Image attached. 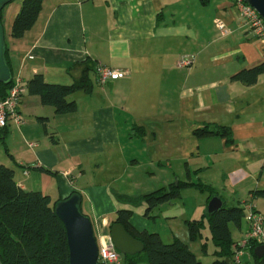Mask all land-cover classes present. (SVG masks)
Returning a JSON list of instances; mask_svg holds the SVG:
<instances>
[{"label":"crops","instance_id":"obj_1","mask_svg":"<svg viewBox=\"0 0 264 264\" xmlns=\"http://www.w3.org/2000/svg\"><path fill=\"white\" fill-rule=\"evenodd\" d=\"M21 2L2 9L13 79L26 83L40 73L46 82L70 84L87 57L127 75L100 84L91 71V91L69 94L75 109L60 114L38 95L23 94V123L8 121L5 146L0 142V162L13 168L20 187L48 194L52 202L77 192L97 239L109 235L119 208H131L136 230L158 232L166 243L178 237L191 249L199 238L189 239L186 221L204 215L207 190L184 188L148 215L144 201L117 199L176 180L210 185L227 205L251 200L264 214V197L252 196L264 189V73L250 85L232 78L263 62L264 46L232 0H43L35 23L13 38ZM182 55H192L188 67L178 65ZM205 123L228 126L232 141L195 135ZM187 192L195 198L190 208ZM229 228L236 251L247 224ZM241 256L253 264L250 247ZM137 258L136 264H147L145 254ZM120 264H127L123 257Z\"/></svg>","mask_w":264,"mask_h":264},{"label":"trees","instance_id":"obj_2","mask_svg":"<svg viewBox=\"0 0 264 264\" xmlns=\"http://www.w3.org/2000/svg\"><path fill=\"white\" fill-rule=\"evenodd\" d=\"M42 1L22 0L20 9L12 22L11 37L23 36L24 32L35 23L41 10ZM4 57L10 66L6 43ZM96 64L95 58L87 57L80 63L79 76L74 77L70 84L46 82L42 74H34L26 82V91L31 95H38L43 105L53 106L56 114L73 111L75 102L68 99V96L77 90L91 91L92 81L89 73L95 71ZM262 73H264V61L238 71L232 78L250 85L254 84ZM12 82L11 79L9 83H0V98L7 94ZM5 134L6 126L0 128V142L4 146ZM194 134L197 136H222L227 142L232 141L231 129L217 123H205L201 128H196ZM39 169L51 172L50 169L44 167H39ZM191 186H195L201 191L207 190L209 198L217 194L210 185L201 182L191 183L189 180H176L167 187L158 188L135 198L118 195L117 199L131 203L144 201L146 203L145 215H148L154 207L179 198L181 191ZM252 196L254 198L264 197V189L253 190ZM57 201L52 202L48 194L20 187L14 179L13 168L0 162V264H69L65 228L54 211ZM223 204L222 209L212 214L205 212L199 219L186 221L189 239L192 241L202 238V230L208 226L209 239L212 240L214 248H216L212 252L216 258L210 264H229L225 258L232 259L234 252V241L229 224L233 223L239 226L243 220L242 205H227L225 201ZM131 214V208H119L110 226L114 222H119L132 236L144 243L142 252L145 254L147 264L201 263L188 244L180 238L175 237L172 242L166 243L158 232L136 230L129 221ZM256 245L258 244L252 242L249 246L253 264H264V255L256 257L253 254ZM236 246L238 248L239 244ZM201 248L206 252V242L202 243ZM139 254H122V257L127 264H136ZM232 264H234L233 261Z\"/></svg>","mask_w":264,"mask_h":264},{"label":"water","instance_id":"obj_3","mask_svg":"<svg viewBox=\"0 0 264 264\" xmlns=\"http://www.w3.org/2000/svg\"><path fill=\"white\" fill-rule=\"evenodd\" d=\"M11 0H0V83H9L12 71L4 57L5 34L1 21V9ZM252 5L264 19V0H244ZM81 197L73 192L55 203L54 211L64 225L68 246L69 264H98V244L90 217L80 208ZM224 200L218 194L212 195L206 204V212L212 214L222 209ZM109 237L115 248L123 255H135L144 251V243L132 236L119 222L109 227ZM256 257L264 255V244L253 249ZM225 260L232 264L230 257Z\"/></svg>","mask_w":264,"mask_h":264},{"label":"built area","instance_id":"obj_4","mask_svg":"<svg viewBox=\"0 0 264 264\" xmlns=\"http://www.w3.org/2000/svg\"><path fill=\"white\" fill-rule=\"evenodd\" d=\"M233 6L239 11L243 25L256 39L264 46V19L258 11L244 0H232ZM215 26L222 33L227 31L225 23L219 17L214 19ZM192 62V55H182L178 60V65L188 67ZM95 74L98 83L105 84L110 80L127 75L126 70L111 68L105 65L96 64ZM12 85L7 94L0 98V128L7 125L8 121L17 124L23 123V117L19 107L26 93V83L19 78L13 79ZM243 220L247 224L239 247L233 252L232 261L234 264L241 263L243 249L249 247L252 242L264 244V214L256 209L251 200L242 204ZM98 264H120L122 254L115 248L109 235L98 237Z\"/></svg>","mask_w":264,"mask_h":264},{"label":"rangeland","instance_id":"obj_5","mask_svg":"<svg viewBox=\"0 0 264 264\" xmlns=\"http://www.w3.org/2000/svg\"><path fill=\"white\" fill-rule=\"evenodd\" d=\"M189 191H195L194 189L189 190ZM193 192H187V199H185V201L187 202V206L190 208V206L193 205V203L195 202V198H194V194H192ZM197 193V191H196ZM186 195V194H185ZM229 204V203H228ZM261 210L264 211V205H261ZM232 225V223H231ZM208 233V230H202V238H199L197 240L196 243H191V249L197 254V256L199 257L198 259L201 261V264H210L213 261V256L211 255L213 249L215 250L216 248H214L213 242L212 240L209 239L210 242H208V240L205 238V235ZM239 231L237 230V228H233V236L235 239L239 238ZM108 235V234H107ZM100 237V236H98ZM203 242H208V247L205 249L206 252H204L203 250H201L200 248V243ZM210 254V255H209ZM245 254H247V252H245ZM142 255H144V252H142ZM243 259L244 257L241 256V263L240 264H246L245 262L243 263ZM250 263L252 264V262L250 261ZM137 264H141L140 262H138Z\"/></svg>","mask_w":264,"mask_h":264}]
</instances>
